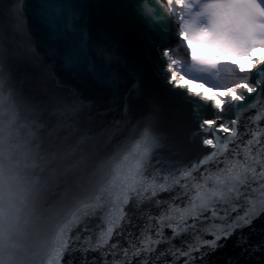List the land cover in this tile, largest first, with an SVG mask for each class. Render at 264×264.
I'll return each mask as SVG.
<instances>
[{
    "label": "snow or ice",
    "instance_id": "obj_1",
    "mask_svg": "<svg viewBox=\"0 0 264 264\" xmlns=\"http://www.w3.org/2000/svg\"><path fill=\"white\" fill-rule=\"evenodd\" d=\"M126 2L162 42L155 76L213 118L200 117L186 144L160 135V105L137 81L108 108L120 119L94 131L95 106L44 58L87 66L119 93L114 49L73 27L83 0H37L54 27L66 21L45 54L27 33L26 0L0 9L27 36L10 50L0 23V264H74L76 253L79 264H214L237 233L242 253L264 258V240L244 234L264 217V0ZM13 60L30 65L23 79ZM222 66L234 73L226 86L194 87ZM189 146L195 162L165 160Z\"/></svg>",
    "mask_w": 264,
    "mask_h": 264
},
{
    "label": "water",
    "instance_id": "obj_2",
    "mask_svg": "<svg viewBox=\"0 0 264 264\" xmlns=\"http://www.w3.org/2000/svg\"><path fill=\"white\" fill-rule=\"evenodd\" d=\"M13 3L14 0H0V9H6ZM36 3L37 0H26L24 5L27 33L30 34L36 51L45 54L48 47L62 45L63 41L54 39V36L66 26V21L58 22L54 27L45 17L37 14ZM83 4L85 7L82 11L78 10L72 20L73 27L84 28L92 43L108 45L114 49L118 63H115L113 68L121 77L119 93L114 95L106 84L90 73L87 66L67 68L59 58L47 55H44V58L53 65L52 70L59 79L69 88L77 89L85 103L95 106L92 112L94 131H102L113 119H120L118 111H108V108H117L118 98L125 95L127 90L139 81L143 86L144 97L154 99L160 105L157 123L159 134L175 135L186 144L197 120L200 117L213 118V111L197 104L195 100L188 103L183 91H169L170 86L165 87L155 76L152 69L161 62L159 49L162 42L159 35L146 26L126 0H83ZM0 23L3 26L6 47L10 50L27 42L25 32L16 30L6 16ZM12 63L15 66V74L20 79L24 78L26 72L31 71L30 65L25 62L13 60ZM97 112L105 115H98ZM142 115H147V112L135 114L133 122L141 119ZM230 118L233 117L225 116V120ZM197 154V150L189 146L170 158L167 153L163 155L168 163L183 167L188 161L195 162ZM244 234L253 245L264 240V217L256 220L252 229L245 228ZM239 235H233L226 246L215 253L214 264H264L260 252L251 256L242 253L237 244ZM92 255L99 256V253ZM79 261L80 254L76 253L74 264H79Z\"/></svg>",
    "mask_w": 264,
    "mask_h": 264
},
{
    "label": "trees",
    "instance_id": "obj_3",
    "mask_svg": "<svg viewBox=\"0 0 264 264\" xmlns=\"http://www.w3.org/2000/svg\"><path fill=\"white\" fill-rule=\"evenodd\" d=\"M220 72H222L221 77H216L215 79L203 78L200 80V85H205L210 89H220L226 86V83L231 82L234 78V73L230 72L227 68L223 67ZM189 79H198L199 77H188Z\"/></svg>",
    "mask_w": 264,
    "mask_h": 264
},
{
    "label": "rangeland",
    "instance_id": "obj_4",
    "mask_svg": "<svg viewBox=\"0 0 264 264\" xmlns=\"http://www.w3.org/2000/svg\"><path fill=\"white\" fill-rule=\"evenodd\" d=\"M264 49H257L256 51L257 52H264L263 51ZM240 59H241V62L242 63H247V58L246 57H240ZM223 68V66L221 67V68H219V69H217L216 71H217V73H219L220 72V70ZM186 78H188V77H186ZM204 78H208V79H213L212 77H210V76H205ZM189 79V78H188ZM201 85L200 84H194V87H200ZM205 88H207V89H210V88H208V87H205Z\"/></svg>",
    "mask_w": 264,
    "mask_h": 264
},
{
    "label": "clouds",
    "instance_id": "obj_5",
    "mask_svg": "<svg viewBox=\"0 0 264 264\" xmlns=\"http://www.w3.org/2000/svg\"><path fill=\"white\" fill-rule=\"evenodd\" d=\"M204 87H207V86L204 85ZM208 88H209V87H208Z\"/></svg>",
    "mask_w": 264,
    "mask_h": 264
}]
</instances>
